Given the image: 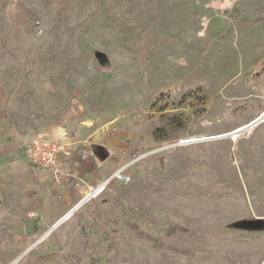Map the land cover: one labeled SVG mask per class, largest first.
I'll return each mask as SVG.
<instances>
[{"label": "rangeland", "instance_id": "rangeland-1", "mask_svg": "<svg viewBox=\"0 0 264 264\" xmlns=\"http://www.w3.org/2000/svg\"><path fill=\"white\" fill-rule=\"evenodd\" d=\"M0 264H264V0H0Z\"/></svg>", "mask_w": 264, "mask_h": 264}, {"label": "built area", "instance_id": "built-area-1", "mask_svg": "<svg viewBox=\"0 0 264 264\" xmlns=\"http://www.w3.org/2000/svg\"><path fill=\"white\" fill-rule=\"evenodd\" d=\"M25 154L32 165L39 167L44 175L50 176L58 168L59 159L71 155V149L64 142L51 137L37 135L29 142ZM81 155L82 157L85 156L84 153ZM95 192H97V188L90 190L91 195Z\"/></svg>", "mask_w": 264, "mask_h": 264}, {"label": "water", "instance_id": "water-1", "mask_svg": "<svg viewBox=\"0 0 264 264\" xmlns=\"http://www.w3.org/2000/svg\"><path fill=\"white\" fill-rule=\"evenodd\" d=\"M258 120H259V118H257L254 121H258ZM88 197H89V194H86L73 208H71L67 212L66 215H64L59 221H57L53 227L57 226L65 218L69 217L73 213V211H75L77 208H79V206L88 199ZM262 223H263V221L260 218H251L248 220L240 221L239 225L242 227H245L246 229H258L262 226Z\"/></svg>", "mask_w": 264, "mask_h": 264}, {"label": "crops", "instance_id": "crops-1", "mask_svg": "<svg viewBox=\"0 0 264 264\" xmlns=\"http://www.w3.org/2000/svg\"><path fill=\"white\" fill-rule=\"evenodd\" d=\"M51 134L54 136V137H52L53 139H59L58 137H55V136H58V134H59L58 132H56V131H52ZM59 141L64 142V143H66V144L69 145V147H70V149H71V155H70L69 157H66V158H60V159H59V162H58V168L61 167L64 163L69 162L70 159H71V157H72V147H71V145L69 144V142H67V141H65V140H62V139H59ZM83 147H85V146L83 145ZM83 147H82L81 151H84V148H83ZM27 160H28V159H27ZM28 162H29V161H28ZM29 164H30L34 169L38 170L41 174H43V172L39 169V167H37V166H35V165H32L30 162H29ZM43 175H44V174H43Z\"/></svg>", "mask_w": 264, "mask_h": 264}, {"label": "bare ground", "instance_id": "bare-ground-1", "mask_svg": "<svg viewBox=\"0 0 264 264\" xmlns=\"http://www.w3.org/2000/svg\"><path fill=\"white\" fill-rule=\"evenodd\" d=\"M261 116H262V115H261ZM261 116H260V117H261ZM260 117H259V119H260ZM256 122H257V121H253V122H251V124H254V123H256ZM233 136H234V138L236 137L235 134H234ZM196 140H200V139H189L188 141H196ZM101 188H102V185L98 186V187H97V191L100 190ZM88 194H89V197H90V196H91V193L88 192ZM89 197H88V198H89Z\"/></svg>", "mask_w": 264, "mask_h": 264}, {"label": "flooded vegetation", "instance_id": "flooded-vegetation-1", "mask_svg": "<svg viewBox=\"0 0 264 264\" xmlns=\"http://www.w3.org/2000/svg\"><path fill=\"white\" fill-rule=\"evenodd\" d=\"M263 224V223H262Z\"/></svg>", "mask_w": 264, "mask_h": 264}]
</instances>
